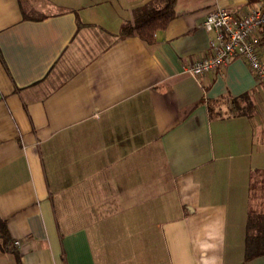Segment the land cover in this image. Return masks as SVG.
<instances>
[{
	"label": "crops",
	"instance_id": "1",
	"mask_svg": "<svg viewBox=\"0 0 264 264\" xmlns=\"http://www.w3.org/2000/svg\"><path fill=\"white\" fill-rule=\"evenodd\" d=\"M262 2L176 0L147 44L120 27L163 0H0V220L21 264H264L244 262L264 80L242 59L184 71L208 11Z\"/></svg>",
	"mask_w": 264,
	"mask_h": 264
},
{
	"label": "built area",
	"instance_id": "2",
	"mask_svg": "<svg viewBox=\"0 0 264 264\" xmlns=\"http://www.w3.org/2000/svg\"><path fill=\"white\" fill-rule=\"evenodd\" d=\"M211 35L208 54L193 59L184 71L193 77L225 68L231 61L242 59L257 81L264 80L259 47L264 37V2L241 17L223 8L211 9L202 23ZM16 247L18 242H14Z\"/></svg>",
	"mask_w": 264,
	"mask_h": 264
},
{
	"label": "trees",
	"instance_id": "3",
	"mask_svg": "<svg viewBox=\"0 0 264 264\" xmlns=\"http://www.w3.org/2000/svg\"><path fill=\"white\" fill-rule=\"evenodd\" d=\"M164 6L161 9L148 8L135 11L131 22L121 25L119 38L137 37L147 44L155 43V36L158 32L165 30L169 22L175 17L174 5L176 0H163ZM245 99L241 97L240 100ZM228 107V116L241 115L250 110L251 105L246 103L245 106L238 104V100H230ZM212 112V109H210ZM217 117H222L217 114ZM264 187V176L260 180ZM0 240L1 251L12 254L16 264H21L20 253L15 247L14 242L9 237L6 225L0 220ZM264 256V212L256 211L250 205L246 224L244 262L254 258Z\"/></svg>",
	"mask_w": 264,
	"mask_h": 264
},
{
	"label": "rangeland",
	"instance_id": "4",
	"mask_svg": "<svg viewBox=\"0 0 264 264\" xmlns=\"http://www.w3.org/2000/svg\"><path fill=\"white\" fill-rule=\"evenodd\" d=\"M47 12L51 11L52 9H45ZM252 198H251V206L254 210L260 212H264V187L262 183L256 184L254 182L252 186Z\"/></svg>",
	"mask_w": 264,
	"mask_h": 264
}]
</instances>
